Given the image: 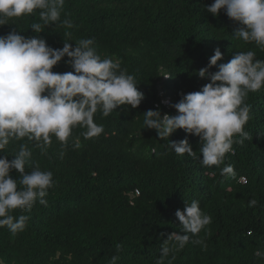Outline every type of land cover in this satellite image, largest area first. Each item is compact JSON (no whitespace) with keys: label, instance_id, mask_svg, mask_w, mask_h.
Instances as JSON below:
<instances>
[{"label":"trees","instance_id":"16d2710c","mask_svg":"<svg viewBox=\"0 0 264 264\" xmlns=\"http://www.w3.org/2000/svg\"><path fill=\"white\" fill-rule=\"evenodd\" d=\"M212 2L66 0L65 12L76 25L70 39L94 37L100 54L119 60L135 75L145 99L135 109L119 106L108 117L98 112L95 120L104 132L92 140L81 137L79 149L71 138L66 149L53 138L47 155L33 149L32 161L54 173L55 186L47 206L37 202L24 213L30 216L25 231L13 237L7 227L0 228L4 264H109L113 255L119 256L117 264H155L162 240L180 230L175 211L192 199L200 201L212 223L170 253L165 264H264L254 254L264 251V88L246 98L250 138L234 143L226 154L224 164L234 174L222 175L224 165L202 167L199 159L176 155L169 143L185 138L183 130L161 140L154 129H141L144 111L175 114L170 105L181 92L208 82L195 72L207 65L217 46L224 54L220 62L250 49L264 59V51L234 36L236 22L223 12L215 17L204 10ZM35 19L10 21L15 25L0 26V35L14 28L35 35L29 28ZM64 31L50 27L39 35L62 47ZM54 70L71 68L61 62ZM162 98L168 105L160 103ZM81 131L74 129L73 136ZM188 140L199 156V137L188 135ZM253 199L258 203L251 207ZM196 239L206 247L193 243Z\"/></svg>","mask_w":264,"mask_h":264},{"label":"clouds","instance_id":"9594fccd","mask_svg":"<svg viewBox=\"0 0 264 264\" xmlns=\"http://www.w3.org/2000/svg\"><path fill=\"white\" fill-rule=\"evenodd\" d=\"M65 3L0 0V26L38 17L29 26L35 35H24L18 27L0 35V228L7 227L13 237L28 226L30 216L24 213L37 202L47 206L49 189L55 186L54 173L32 161L33 149L47 155L53 138L62 149L71 138L72 147L79 149L81 137L92 140L104 132V126L95 120L98 112L108 117L119 106L135 109L145 99L135 75L119 60L100 54L94 37L70 39V30L76 25L65 12ZM204 10L215 17L226 14L239 25L233 31L235 37L264 51V0H213ZM50 27L65 30L62 47L51 46L39 35ZM213 51L207 65L195 72L208 82L199 90L181 92L180 99L170 105L175 114H162L159 108L144 111L141 129H154L161 140H170L173 133L183 130L185 138L169 143L176 155L199 159L202 167L224 165L222 175L234 174L233 167L224 164L225 157L234 143L243 144L250 138L245 131L251 111L246 98L264 88V59L250 49L220 62L224 56L220 47ZM61 62L71 70L55 71ZM213 67L217 70L210 71ZM77 128L82 131L74 137ZM188 135L199 137V156ZM10 144L16 146L9 152ZM59 155L63 159L65 152ZM257 203L253 199L249 206ZM16 210L21 214L14 215ZM175 217L180 230L162 240L155 264H165L170 253L182 250L212 223L198 199L185 200ZM193 243L206 247L202 239ZM116 247L119 251L121 245ZM254 254L264 259V251ZM118 259L113 255L109 264H117ZM0 264H4L2 259Z\"/></svg>","mask_w":264,"mask_h":264},{"label":"built area","instance_id":"2783aa9c","mask_svg":"<svg viewBox=\"0 0 264 264\" xmlns=\"http://www.w3.org/2000/svg\"><path fill=\"white\" fill-rule=\"evenodd\" d=\"M160 103L163 104V105H168V99L162 98L160 100Z\"/></svg>","mask_w":264,"mask_h":264},{"label":"rangeland","instance_id":"374dc122","mask_svg":"<svg viewBox=\"0 0 264 264\" xmlns=\"http://www.w3.org/2000/svg\"><path fill=\"white\" fill-rule=\"evenodd\" d=\"M166 76H164V78H165Z\"/></svg>","mask_w":264,"mask_h":264}]
</instances>
